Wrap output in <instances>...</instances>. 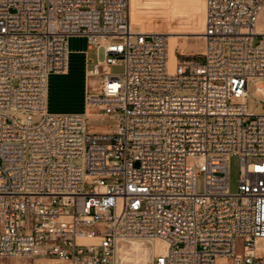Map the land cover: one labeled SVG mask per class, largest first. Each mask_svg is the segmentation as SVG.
<instances>
[{"label": "built area", "instance_id": "2783aa9c", "mask_svg": "<svg viewBox=\"0 0 264 264\" xmlns=\"http://www.w3.org/2000/svg\"><path fill=\"white\" fill-rule=\"evenodd\" d=\"M204 24V52L171 63L130 0H0V260L125 264L119 246L140 238L167 243L152 264H264V113L246 102L264 0H206ZM73 35L104 57L86 60L84 112L51 113Z\"/></svg>", "mask_w": 264, "mask_h": 264}, {"label": "rangeland", "instance_id": "374dc122", "mask_svg": "<svg viewBox=\"0 0 264 264\" xmlns=\"http://www.w3.org/2000/svg\"><path fill=\"white\" fill-rule=\"evenodd\" d=\"M133 25V28L137 31L141 30L140 25ZM191 24H187L185 34H173L164 32L168 35L169 47L172 42H175L178 46L181 44H188L189 47L185 52H180V49L176 50V56L180 59L184 57H197L202 54L204 39L201 35L190 33ZM151 29V28H150ZM149 29V30H150ZM173 35L175 37H173ZM69 48V64L67 73H52L48 80V105L47 109L51 113H79L85 110V58L97 59V51L99 57H104V49L97 47L88 48V41L85 36L73 35L68 38ZM87 50V53H85ZM203 61L202 58H198ZM124 71V65L118 64L112 67L114 74H122ZM260 84L264 85V78H254L249 84V97L247 98L248 110L254 114L264 113V97L256 92V87ZM89 123L93 125H103L108 123V118L101 116L90 117ZM95 128V127H94ZM98 128V127H96ZM77 162V161H76ZM242 175V163L240 157L233 155L230 157L229 167V180L230 190L236 192L238 189L239 181ZM199 188H203V176L198 179ZM139 241L144 239L135 238ZM158 241V240H157ZM147 242V240H145ZM162 242V241H161ZM149 246L154 247L157 253H162L160 245L153 242H147ZM132 257V258H131ZM12 258H3L2 260H11ZM128 260V261H127ZM221 261V260H220ZM136 262V255L131 254L129 259L124 260L125 264H134Z\"/></svg>", "mask_w": 264, "mask_h": 264}, {"label": "crops", "instance_id": "0c3cea01", "mask_svg": "<svg viewBox=\"0 0 264 264\" xmlns=\"http://www.w3.org/2000/svg\"><path fill=\"white\" fill-rule=\"evenodd\" d=\"M205 13L206 0H131L130 2L131 21L134 25H140V32L166 31L173 34H185L187 33V24L190 23V33L201 35L204 32ZM173 37L175 36L173 35ZM201 38L205 42L203 52L206 40L203 36ZM188 47L189 43L178 46L175 42H172L169 47L171 61L177 60V49H180V52H185ZM88 48L90 47L88 46ZM85 53H87V50H85ZM87 58L88 56L85 58V66ZM82 112L84 111L79 113ZM0 264L31 263L22 258H12L11 260H0Z\"/></svg>", "mask_w": 264, "mask_h": 264}, {"label": "bare ground", "instance_id": "6f19581e", "mask_svg": "<svg viewBox=\"0 0 264 264\" xmlns=\"http://www.w3.org/2000/svg\"><path fill=\"white\" fill-rule=\"evenodd\" d=\"M130 2H131V0H130ZM201 36H203V33L201 34ZM176 61L177 60L172 62L170 59L171 63H175ZM147 242H153L157 245H160L159 251L165 252L167 250V243L164 242L163 240L154 239V240H147ZM147 242H145V240L139 241L137 239H127V240L123 241L122 244L119 246V251H118V257H119L120 261H122L124 263V260L129 259V256L131 254H135L136 255V262L134 264H152L153 255H154V253H157V251L154 247L149 246V244H147ZM258 248L264 250V238H262L258 241Z\"/></svg>", "mask_w": 264, "mask_h": 264}]
</instances>
